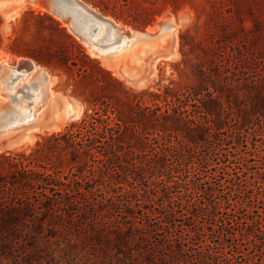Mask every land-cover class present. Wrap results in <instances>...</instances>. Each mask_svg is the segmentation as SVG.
I'll return each instance as SVG.
<instances>
[{"label":"trees","instance_id":"trees-1","mask_svg":"<svg viewBox=\"0 0 264 264\" xmlns=\"http://www.w3.org/2000/svg\"><path fill=\"white\" fill-rule=\"evenodd\" d=\"M87 2L105 8L101 0ZM2 25L0 15V43ZM9 37L13 53L61 68L69 76L75 69L80 79L97 71L123 88L49 13L27 8L16 19ZM77 81L72 94L93 107L65 132L57 133L73 147L70 153L74 162L69 171L22 158L19 162L27 173H17L8 184L0 185V264H175L176 255L183 252L181 242H173L167 249L159 237L151 246L150 233L143 230L157 233L169 227L177 215L175 202L185 211L183 216L187 215V229L188 221L198 216L205 217L206 227L210 217L225 208V190L241 192V207L247 211L242 217L246 228L231 236L239 238L247 233L264 252L263 99L254 113L241 114L239 120L229 118L235 122L223 128L220 113L224 107L216 99L220 93H214L222 91L214 81L203 89L205 100H195L191 93L173 94L169 87L162 92L143 90L134 95L126 115L114 103H104L91 91L81 90ZM222 129L227 132L223 140L241 145V185L231 184L236 178L230 175L226 176L228 187H212L209 175L195 182L193 173H228L221 161L211 158L212 152L223 150L213 141H222L217 136ZM79 156L83 157L81 164L75 162ZM119 186L122 190H117ZM54 191L58 192L55 197ZM41 192L46 195L39 207L31 194L39 196ZM85 194L95 196V202H81L84 207L78 210L76 201ZM17 198L25 201L18 202ZM115 204L122 205L120 214L129 221L120 215L108 216ZM137 208H141V215L135 212ZM75 211H79L77 218L72 217ZM155 213L162 216L163 225L153 230L147 219ZM142 217L146 219L139 223ZM226 230L225 236H229ZM201 237L199 242L206 243L208 235ZM194 252V264H241L218 251Z\"/></svg>","mask_w":264,"mask_h":264},{"label":"rangeland","instance_id":"rangeland-1","mask_svg":"<svg viewBox=\"0 0 264 264\" xmlns=\"http://www.w3.org/2000/svg\"><path fill=\"white\" fill-rule=\"evenodd\" d=\"M78 1L126 31L155 34L161 22L166 21L168 24L164 33L155 35L156 41L151 46L142 40L132 41L129 35L126 37L121 35L120 38L124 36L126 44L120 47V42L117 41L110 46H100L107 54L102 57L93 53L87 43L71 33L69 27L64 25L65 21L52 13L43 0L19 2L12 18H5V12L0 9L3 20L0 43V141L10 142L0 149V185L8 184L7 181L16 177L17 173H27L19 162L22 158L64 173L69 171L74 162L70 153L73 147L61 134L73 123L80 121L86 111L91 113L93 107L72 94L75 80H78L76 85L81 90L91 91L95 99L105 101L104 103H114L123 115L128 113L134 95L143 90L162 92L165 87H169L173 94L182 96L191 93L193 94L191 98L205 100L207 95L203 89L208 82L214 81L222 91L214 93L216 96L220 93L216 99L224 107V111L220 113L224 121L221 126L223 128L235 122L234 120L229 122V118L239 120L241 114L254 113L262 99L264 104V0H101L105 8L94 6L87 0ZM27 8L46 12L55 17L104 69L121 82L123 88L120 89L110 82L106 75L97 71L89 73L87 79H80L79 72L75 69L69 76L61 68H50L30 57L13 53L9 49L11 29L16 25V19ZM144 19L153 20L144 25L142 23ZM169 19L171 21H168ZM3 26H6L7 30ZM101 26L93 33V39L101 35L103 30ZM113 47L116 48L111 51ZM22 59L31 60L39 69H45L47 74L37 69L32 70L17 77L10 86H7L10 78L6 77L5 65L16 67ZM114 60L125 65L127 73L112 67L110 63ZM21 70L23 69L19 71ZM40 78L45 79V82L47 80L49 95L46 99L37 90ZM27 83L31 85L26 86ZM196 91L199 93H195ZM196 103L200 105L198 100ZM99 105H96L98 109ZM62 111L67 114L77 111V116L60 120L55 124ZM22 113H28L29 116L25 119L20 118L19 115ZM46 124L48 127H45ZM239 124L237 122L236 126ZM221 131L217 136L222 141L212 140L214 145L220 144L223 150L212 152L211 158L214 161H221L228 173H222L221 170L220 173H193L194 180L199 182L202 177L209 175L212 187L220 184L228 187L226 176L230 175L236 178L235 182L230 180L231 184L241 185V145L237 147L230 140H223L227 132L223 129ZM82 159L83 157L79 156L75 162L81 164ZM120 187H117V190H120ZM225 191L222 194V198L228 200L225 208H220L215 217H210L206 227L205 217L198 216L188 221L190 230L187 229L184 224L187 215L183 216L185 211L180 208L178 202H175L173 207L177 215L169 227L157 233L149 229L143 230L146 234L150 233L149 245L156 243L159 237L164 239L167 249L173 242H181L183 252L180 256L176 255L175 264L196 263L197 255L194 251L200 250L218 251L219 255H225L226 258L241 264H264V252H260L257 243L247 238V233L239 238L231 236L246 228L242 217L247 211L241 207V192ZM44 193L41 192L39 196L31 194L39 207L45 198ZM57 193L54 191V197ZM82 197V200L76 201L78 210L84 207L81 202L88 204L90 201L95 202L96 198L88 194ZM17 199L18 202L25 201L23 198ZM71 201L74 202V195ZM7 204L8 202H5V205ZM144 205L147 206L148 203L144 202ZM60 209V206L56 207L57 211ZM122 209V205L115 204L108 216L120 215L123 221H129L120 214ZM135 212L142 214L141 208H137ZM78 215L79 211H75L72 217L77 218ZM228 215L232 217L233 222L228 219ZM145 219L146 217H142L138 222L143 223ZM147 220L153 230L163 225L162 216L158 213L151 215ZM224 229H227L229 236H225ZM211 232L212 235L208 234ZM207 235V242L200 243L201 236ZM238 250L240 252L235 254Z\"/></svg>","mask_w":264,"mask_h":264},{"label":"bare ground","instance_id":"bare-ground-1","mask_svg":"<svg viewBox=\"0 0 264 264\" xmlns=\"http://www.w3.org/2000/svg\"><path fill=\"white\" fill-rule=\"evenodd\" d=\"M19 2H25V1L17 0L16 4L19 5ZM56 2H57L58 8H60L64 13L68 12L71 14V18H72V21L75 25V29L77 31L85 33V35L89 36L91 40L97 41L98 43H96V44H103V45H109L110 46V45L115 44L118 41V42H120L119 46L122 47L124 44H126V41L123 40L124 36L122 38H120V36L125 35V37H126L129 35V37L132 38L131 39L132 41L133 40H142L143 43L151 46L156 41V40H154L155 35L159 34V33H164V30H166L165 26L168 24V23H165L161 28H158V30L155 32V34H150L148 32H139V31L135 32V31H129V30H127L128 31L127 33H124V29L120 28L119 25L112 26V25H109L108 23H106L105 21L97 19L96 17H93V19H92V18L84 16L83 14H80L78 12V10H76V8L80 9L81 11H83L85 13H87L89 9L83 3H81L78 0H55V4H56ZM37 7H39V6H37ZM61 19L65 21L64 25L66 27H69V29H70V25L66 21V19H63V18H61ZM168 21H171V19H169ZM101 24H103L104 26L103 25L101 26ZM99 26H101L103 28L101 35L97 39H93L92 38L93 33L95 32V30ZM92 28H95V29L93 30V32L90 33V30ZM167 29H168V27H167ZM87 45H88V43H87ZM88 47L96 55H99L102 57L107 55L106 51H103L100 47H97V45H91V46L88 45ZM115 48L116 47L111 48V51L114 50ZM94 49H96L97 51H95ZM115 64H117V62L115 60L110 63V65L112 67H114L117 71H119V69L116 68ZM5 67L7 68V76L6 77L9 76L8 78H10V81L7 83V86H10V83L13 80H15L17 77H19L21 75H26L29 71H32V70L37 69V71H41V72L47 74V72L45 70L39 69L37 67V65H34L30 69H23L21 71H19L20 69H17L16 67H11V66H6V65H5ZM38 80H39V87L37 90L39 93L41 92L42 97L46 99V97H48V95H49L48 91H47V87H46L47 80H46V82H45V79L42 80L40 78ZM27 85L29 86V85H31V83L30 84L27 83L26 86ZM40 97H38V98H40ZM35 100L37 101L36 98H35ZM76 112L77 111H71L69 114H67L65 111H62L61 112L62 114L60 115L59 119L57 121H55V124L60 120L71 118V115L73 113H75V116H77ZM19 116H20V118L25 119L26 117L29 116V114L28 113H22Z\"/></svg>","mask_w":264,"mask_h":264},{"label":"water","instance_id":"water-1","mask_svg":"<svg viewBox=\"0 0 264 264\" xmlns=\"http://www.w3.org/2000/svg\"><path fill=\"white\" fill-rule=\"evenodd\" d=\"M17 0H0V8L2 9V11L5 12L4 17L5 18H12L14 13H15V8L17 7L16 4ZM25 2H33L35 0H23ZM45 2V4L47 5L48 9L50 11H52V13H54L56 16H59L60 18L66 19V21L69 23L70 25V29H71V33H73L75 36L79 37V39H81V41L88 43L89 46L91 45H97V47L103 46V44H96L98 43L97 41L91 40L89 36L85 35V33L77 31L75 29V25L72 21L71 18V14L68 12H63L60 8H58L57 6V2L55 4V0H43ZM76 10H78V12L80 14H83L86 17L92 18L96 17L97 19H100L102 21H105L106 23H108L109 25L112 26H116V23L100 16L99 14H97L95 11H93L92 9H89L87 13L81 11L80 9L76 8ZM166 23V21H163L159 24L158 28H161L164 24ZM3 28L5 30H7L6 26H3ZM120 28L124 29L123 27L120 26ZM95 28H92L90 30V33L93 32ZM158 30V29H157ZM156 30V31H157ZM128 31H126L124 29V33H127ZM98 49V48H97ZM95 51H97L96 49H94ZM34 65H36L34 62H32L29 59H22L20 60L19 64L16 66L17 69H30L32 68ZM23 66H25V68H22ZM38 66V65H37ZM116 68L119 69V71H123L125 73H127V68L125 67V65L123 64H115ZM39 67V66H38ZM45 70V69H44ZM46 71V70H45ZM47 72V71H46ZM75 117V113H73L71 115V118ZM45 127H48V125L46 124ZM10 144V142H3L0 141V149H2L4 146Z\"/></svg>","mask_w":264,"mask_h":264}]
</instances>
